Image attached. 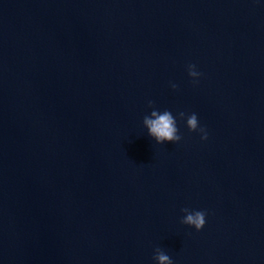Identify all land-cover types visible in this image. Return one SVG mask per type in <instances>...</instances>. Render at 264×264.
Segmentation results:
<instances>
[{"label": "water", "instance_id": "1", "mask_svg": "<svg viewBox=\"0 0 264 264\" xmlns=\"http://www.w3.org/2000/svg\"><path fill=\"white\" fill-rule=\"evenodd\" d=\"M153 110L179 142L148 136ZM185 207L207 211L201 231ZM157 248L264 264V0H0V264Z\"/></svg>", "mask_w": 264, "mask_h": 264}, {"label": "clouds", "instance_id": "2", "mask_svg": "<svg viewBox=\"0 0 264 264\" xmlns=\"http://www.w3.org/2000/svg\"><path fill=\"white\" fill-rule=\"evenodd\" d=\"M187 72L188 76L192 78L194 85L199 82V78L203 75V73L197 70L196 65L192 63L187 65ZM170 86L173 90H177L179 87L176 83L172 82H170ZM147 103L149 108L154 107V101L148 100ZM178 115L181 120L185 119L184 112H179ZM143 124L148 130V136L154 139L157 144L162 145L166 142L176 143L182 139L181 135L178 134L177 120L169 110H164L163 112L157 110L151 111L150 116H144ZM186 126L190 132H198L202 141L208 139V131L206 127L200 125L196 113L193 112L187 116ZM181 211L185 214L181 220L182 224L194 228L197 232L204 228L207 216L206 210H190L185 207ZM153 259L157 261V264H173L170 256L165 254L160 248L155 250Z\"/></svg>", "mask_w": 264, "mask_h": 264}]
</instances>
